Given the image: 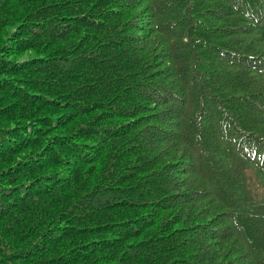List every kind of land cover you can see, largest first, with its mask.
Segmentation results:
<instances>
[{
    "label": "trees",
    "instance_id": "trees-1",
    "mask_svg": "<svg viewBox=\"0 0 264 264\" xmlns=\"http://www.w3.org/2000/svg\"><path fill=\"white\" fill-rule=\"evenodd\" d=\"M0 264H264V0H0Z\"/></svg>",
    "mask_w": 264,
    "mask_h": 264
}]
</instances>
